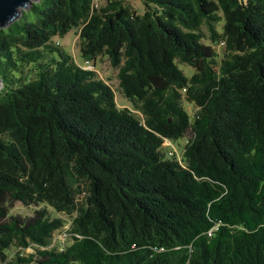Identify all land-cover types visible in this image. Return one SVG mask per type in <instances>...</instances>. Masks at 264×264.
Masks as SVG:
<instances>
[{
  "label": "trees",
  "instance_id": "16d2710c",
  "mask_svg": "<svg viewBox=\"0 0 264 264\" xmlns=\"http://www.w3.org/2000/svg\"><path fill=\"white\" fill-rule=\"evenodd\" d=\"M130 1L0 27V264H264V0ZM74 28L141 115L55 40Z\"/></svg>",
  "mask_w": 264,
  "mask_h": 264
},
{
  "label": "rangeland",
  "instance_id": "374dc122",
  "mask_svg": "<svg viewBox=\"0 0 264 264\" xmlns=\"http://www.w3.org/2000/svg\"><path fill=\"white\" fill-rule=\"evenodd\" d=\"M40 0H34V2H39ZM104 0H96L97 3L103 2ZM131 5L137 9L138 11L142 12L144 10V6L140 0H131ZM32 4H29L25 8H21L19 17L22 16L23 12L25 10H28L31 7ZM28 20H35L38 15L35 10L30 11L28 14ZM223 22L218 23L217 28L221 30ZM60 45H62L68 52H70L76 59V61L84 66H87L89 68L95 69L98 74L104 78L115 90L116 94V100L120 107H129L133 109L137 114L141 115V113L134 107L133 103L127 99L123 93L121 92L120 86H119V79L117 76L118 69L113 67L106 56H99L94 61H86L84 57L81 55L80 52V45H79V30L77 28L72 29L69 31L64 37H56L55 39ZM206 42H209V40H205ZM216 50L222 55L224 48L223 45H215ZM180 67L184 69V71L191 76L194 72L193 67H191L188 64L182 63L180 64ZM185 106L192 114L195 110V106L187 101H185ZM188 139V134L186 137L181 138L179 141L174 142L173 147L176 148L177 152L179 154L182 153V148L184 146V143ZM166 144L170 145L171 142H167ZM40 206H44V204L41 205H25L20 201L15 202L14 207L12 208V213H22V214H33L37 208ZM53 215H60L59 213H56L52 208H49ZM17 249L15 247L11 248L9 250V253H15ZM33 251L32 248H27L25 252H31ZM37 264V263H32Z\"/></svg>",
  "mask_w": 264,
  "mask_h": 264
},
{
  "label": "water",
  "instance_id": "95a60500",
  "mask_svg": "<svg viewBox=\"0 0 264 264\" xmlns=\"http://www.w3.org/2000/svg\"><path fill=\"white\" fill-rule=\"evenodd\" d=\"M34 0H0V27L7 26L19 18L21 8L33 4ZM3 81L0 77V89Z\"/></svg>",
  "mask_w": 264,
  "mask_h": 264
},
{
  "label": "built area",
  "instance_id": "2783aa9c",
  "mask_svg": "<svg viewBox=\"0 0 264 264\" xmlns=\"http://www.w3.org/2000/svg\"><path fill=\"white\" fill-rule=\"evenodd\" d=\"M168 141H166L167 143ZM170 142V141H169ZM69 237H70V233L67 231V229L65 230H62L61 232H59L54 241H53V245H57L58 248L60 250L64 249L65 248V244L67 243V241L69 240Z\"/></svg>",
  "mask_w": 264,
  "mask_h": 264
}]
</instances>
